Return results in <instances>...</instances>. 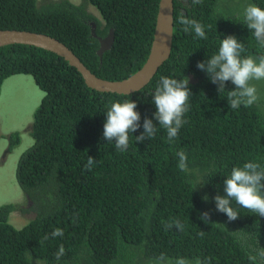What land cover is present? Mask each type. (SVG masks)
I'll list each match as a JSON object with an SVG mask.
<instances>
[{"label": "trees", "instance_id": "16d2710c", "mask_svg": "<svg viewBox=\"0 0 264 264\" xmlns=\"http://www.w3.org/2000/svg\"><path fill=\"white\" fill-rule=\"evenodd\" d=\"M88 3L104 23L98 30L99 22H93L96 38L84 7L66 0L42 8L36 0H0V30L45 34L64 44L96 77L128 78L149 55L159 0ZM249 4L264 9V0H201L196 5L173 0L170 56L131 95L90 89L75 68L51 52L25 45L0 48V92L3 82L15 75L31 76L43 92L30 131L34 144L21 156L16 173L30 204L26 209L0 206V264H176L178 259L189 264H264L259 255L264 251V217L233 201L240 216L230 222L213 199L225 195L224 180L233 167L247 162L264 166V100L260 94L252 106L232 109L228 92L235 85L228 81L219 92L196 67L218 54L221 40L229 35L245 45L243 56L264 55L244 20ZM181 15L204 25L207 38L196 37L192 29L185 33ZM110 30L114 41L100 61L97 38ZM162 76H191L193 81L187 123L171 142L154 119L153 95ZM126 100L137 104L141 127L130 134L127 150L120 151L103 138V126L111 103ZM145 118L153 119L157 133L136 142ZM18 136L9 137V151ZM180 151L187 155L185 171L178 167ZM88 157L96 160L90 171ZM16 211L38 215L18 230L9 224ZM204 212L210 214L208 221L200 219ZM173 220L183 231L166 227ZM56 228L63 237L51 236ZM61 245L65 254L57 260Z\"/></svg>", "mask_w": 264, "mask_h": 264}, {"label": "clouds", "instance_id": "9594fccd", "mask_svg": "<svg viewBox=\"0 0 264 264\" xmlns=\"http://www.w3.org/2000/svg\"><path fill=\"white\" fill-rule=\"evenodd\" d=\"M191 3L196 5L201 3V0H191ZM75 6H84L86 10L83 4ZM243 15L247 28L253 32L260 47L264 48V9L255 4H249ZM179 23L184 26L183 31L185 33L192 29L196 37L207 38L204 25L196 20L181 15ZM102 25L104 26L103 21ZM244 52L245 45L238 41L235 36L229 35L221 40L218 54L213 55L205 62H198L196 65L199 70L205 71L209 75L211 83L218 85L217 90L219 92L225 90L228 81L235 85V90L228 92V103L232 109H238L241 105L250 107L256 103L259 99L257 88L250 82L264 80V55L259 57L243 56ZM190 97H192V93L187 77L183 80L163 76L160 78V83L153 95V103L156 108L154 119L159 123V126L166 130L169 142L178 137L181 127L187 123L184 115L190 109ZM136 109L137 104L135 102L126 100L111 103L106 113L103 138L108 142H114L117 150H127L130 134L141 127V115ZM142 127L143 133L135 137L136 142H143L146 138L154 137L158 130L153 119L148 118L144 119ZM177 156L179 169L181 171L187 170L185 152L180 151ZM95 162L96 160L92 157H88L87 170L90 171ZM223 191L225 195H216L213 199L216 210L225 214L230 222L237 220L240 216L239 212L232 207L233 201L240 207L264 217V166L260 163L247 162L242 167H233L230 176L224 180ZM200 219L208 221L210 214L204 212ZM173 226L183 231V225L178 220H173L172 223L166 225L167 228ZM63 235L64 232L60 228L54 229L51 233L52 237H63ZM200 235L202 236L203 232ZM47 239L49 237L46 235L44 240ZM64 254L65 249L61 245L56 253V259L59 260ZM259 255L264 257V251H261ZM160 259H163V256ZM249 259L254 261L256 257L250 256ZM176 264H189V262L185 259H178ZM197 264L200 262L197 261Z\"/></svg>", "mask_w": 264, "mask_h": 264}, {"label": "rangeland", "instance_id": "374dc122", "mask_svg": "<svg viewBox=\"0 0 264 264\" xmlns=\"http://www.w3.org/2000/svg\"><path fill=\"white\" fill-rule=\"evenodd\" d=\"M61 0H36L37 6L42 8L49 2ZM67 1V0H66ZM74 5L83 4L87 11L101 23L99 12L87 3V0H68ZM228 6L227 8H229ZM238 7V6H236ZM257 88L258 96L264 100V81H251ZM43 98V92L35 85L31 76L15 75L6 79L0 92V206L13 204L25 208L27 197L17 181L16 173L21 156L30 149L34 140L30 134L34 113ZM19 134V142L10 146L9 137ZM26 213L16 211L9 217V224L15 229H21L38 215L37 211Z\"/></svg>", "mask_w": 264, "mask_h": 264}, {"label": "water", "instance_id": "95a60500", "mask_svg": "<svg viewBox=\"0 0 264 264\" xmlns=\"http://www.w3.org/2000/svg\"><path fill=\"white\" fill-rule=\"evenodd\" d=\"M93 26L91 24V27ZM91 34L95 37L93 29ZM172 34L173 0H159L149 55L138 71L121 81H107L96 77L64 44L45 34L20 30H0V48L8 45H25L51 52L66 61L70 67L75 68L90 89L100 93L131 95L143 89L169 58L172 47ZM97 41L99 48L96 55L101 61L103 53L110 50L113 44L112 31H109L104 39L97 38ZM191 79L190 76L189 83H193ZM28 203L30 204L29 200Z\"/></svg>", "mask_w": 264, "mask_h": 264}, {"label": "flooded vegetation", "instance_id": "af4514ba", "mask_svg": "<svg viewBox=\"0 0 264 264\" xmlns=\"http://www.w3.org/2000/svg\"><path fill=\"white\" fill-rule=\"evenodd\" d=\"M51 2H53V1H51ZM47 5H49V3L47 4ZM84 7V6H83ZM86 12H87V14L91 17V20H89L88 21V23H89V25L91 26V24H93L94 26L92 27V29L94 30V34H96V29H97V25L96 24H94L93 22L94 21H96V20H98V19H96V17H94V15L92 14V12H90V11H87V10H85ZM103 27V25H102V23L101 22H99V27H98V30H101V28ZM107 36V35H106ZM105 36V37H106ZM105 37H103V38H105ZM31 130V129H30Z\"/></svg>", "mask_w": 264, "mask_h": 264}, {"label": "bare ground", "instance_id": "6f19581e", "mask_svg": "<svg viewBox=\"0 0 264 264\" xmlns=\"http://www.w3.org/2000/svg\"><path fill=\"white\" fill-rule=\"evenodd\" d=\"M95 91V90H94Z\"/></svg>", "mask_w": 264, "mask_h": 264}]
</instances>
